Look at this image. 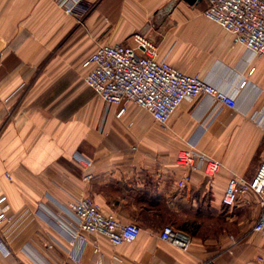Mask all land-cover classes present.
Returning <instances> with one entry per match:
<instances>
[{
	"label": "crops",
	"instance_id": "crops-1",
	"mask_svg": "<svg viewBox=\"0 0 264 264\" xmlns=\"http://www.w3.org/2000/svg\"><path fill=\"white\" fill-rule=\"evenodd\" d=\"M85 2L80 21L56 0H0V196L8 207L0 264H264V232L253 230L259 195L248 189L232 206L222 202L229 179L250 181L264 159V56L208 18L180 17L203 14L206 0ZM137 34L236 106L184 100L166 125L132 102L117 114L85 84L83 61L101 44L133 45ZM183 149L220 169L210 176L179 166ZM80 196L137 223V239L114 245L89 234L75 261L69 204ZM164 225L186 228L188 246L161 240Z\"/></svg>",
	"mask_w": 264,
	"mask_h": 264
},
{
	"label": "built area",
	"instance_id": "built-area-1",
	"mask_svg": "<svg viewBox=\"0 0 264 264\" xmlns=\"http://www.w3.org/2000/svg\"><path fill=\"white\" fill-rule=\"evenodd\" d=\"M203 15L216 22L223 30L232 34L234 42L242 45L255 55L264 56V0H206ZM67 14H76L82 21L89 8L85 0H56ZM133 45L121 43L101 44L83 61L89 71L84 82L104 102L118 106L117 114L125 110V104L132 102L148 111L161 125H166L170 116L181 102L198 97H207L218 105L235 107L236 99L212 83L196 74H188L165 58L158 55L157 46L143 35H135ZM245 84V80L241 85ZM74 158L85 167L91 160L76 153ZM179 166L202 168L207 175H214L221 163L194 149H183L177 154ZM91 177L90 173L84 176ZM189 175L178 183L185 184ZM248 189L260 197L261 211L253 230L264 232V159L250 181H240L231 177L227 182L222 202L232 206L239 191ZM70 216L74 223L71 242L75 247L71 252L76 261L87 243V235L104 236L114 245L137 239L141 232L135 222H123L114 214L104 212L90 196H80L69 204ZM8 218L6 197L0 196V222ZM159 238L176 247L186 248L190 243L189 234L164 225ZM97 248V243L94 244ZM0 246L2 241L0 239ZM264 261V251L260 255Z\"/></svg>",
	"mask_w": 264,
	"mask_h": 264
},
{
	"label": "rangeland",
	"instance_id": "rangeland-1",
	"mask_svg": "<svg viewBox=\"0 0 264 264\" xmlns=\"http://www.w3.org/2000/svg\"><path fill=\"white\" fill-rule=\"evenodd\" d=\"M180 17L185 18V19H206L207 20V18L202 14V8H201V10L194 12V14L183 15ZM202 224H204V222H202ZM191 229L195 230V227H192ZM203 230H204V228H202V226H201V228L198 229V231H200L199 233H203Z\"/></svg>",
	"mask_w": 264,
	"mask_h": 264
},
{
	"label": "water",
	"instance_id": "water-1",
	"mask_svg": "<svg viewBox=\"0 0 264 264\" xmlns=\"http://www.w3.org/2000/svg\"><path fill=\"white\" fill-rule=\"evenodd\" d=\"M186 2L192 4L193 2H195L196 0H185Z\"/></svg>",
	"mask_w": 264,
	"mask_h": 264
},
{
	"label": "trees",
	"instance_id": "trees-1",
	"mask_svg": "<svg viewBox=\"0 0 264 264\" xmlns=\"http://www.w3.org/2000/svg\"><path fill=\"white\" fill-rule=\"evenodd\" d=\"M182 231H186V228H180Z\"/></svg>",
	"mask_w": 264,
	"mask_h": 264
}]
</instances>
